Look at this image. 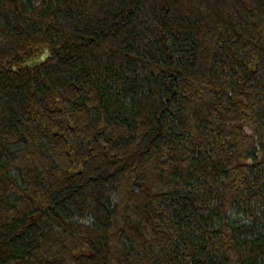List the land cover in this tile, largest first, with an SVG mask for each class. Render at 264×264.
Wrapping results in <instances>:
<instances>
[{
    "label": "trees",
    "instance_id": "trees-1",
    "mask_svg": "<svg viewBox=\"0 0 264 264\" xmlns=\"http://www.w3.org/2000/svg\"><path fill=\"white\" fill-rule=\"evenodd\" d=\"M0 264H264V0H0Z\"/></svg>",
    "mask_w": 264,
    "mask_h": 264
},
{
    "label": "rangeland",
    "instance_id": "rangeland-1",
    "mask_svg": "<svg viewBox=\"0 0 264 264\" xmlns=\"http://www.w3.org/2000/svg\"><path fill=\"white\" fill-rule=\"evenodd\" d=\"M46 54L42 53L41 55L37 56L35 59H33V61H30L27 63V65H35L38 62H41L44 58H45Z\"/></svg>",
    "mask_w": 264,
    "mask_h": 264
}]
</instances>
